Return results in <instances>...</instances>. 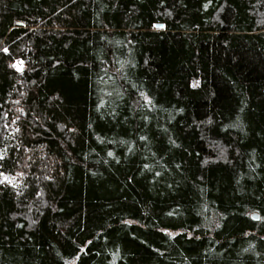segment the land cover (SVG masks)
<instances>
[{
    "label": "trees",
    "instance_id": "obj_1",
    "mask_svg": "<svg viewBox=\"0 0 264 264\" xmlns=\"http://www.w3.org/2000/svg\"><path fill=\"white\" fill-rule=\"evenodd\" d=\"M70 263L264 264V0H0V264Z\"/></svg>",
    "mask_w": 264,
    "mask_h": 264
},
{
    "label": "water",
    "instance_id": "obj_2",
    "mask_svg": "<svg viewBox=\"0 0 264 264\" xmlns=\"http://www.w3.org/2000/svg\"><path fill=\"white\" fill-rule=\"evenodd\" d=\"M157 25H161V24H157ZM253 216H254V217H257L258 215H257V213L255 212V213L253 214Z\"/></svg>",
    "mask_w": 264,
    "mask_h": 264
},
{
    "label": "rangeland",
    "instance_id": "obj_3",
    "mask_svg": "<svg viewBox=\"0 0 264 264\" xmlns=\"http://www.w3.org/2000/svg\"><path fill=\"white\" fill-rule=\"evenodd\" d=\"M71 264V263H70Z\"/></svg>",
    "mask_w": 264,
    "mask_h": 264
}]
</instances>
